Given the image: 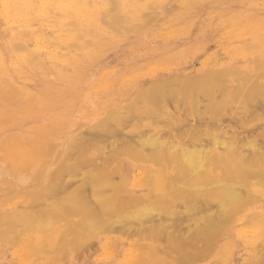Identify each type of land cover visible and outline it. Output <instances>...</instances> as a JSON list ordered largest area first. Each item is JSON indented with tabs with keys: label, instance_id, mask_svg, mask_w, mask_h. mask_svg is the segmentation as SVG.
Wrapping results in <instances>:
<instances>
[{
	"label": "bare ground",
	"instance_id": "bare-ground-1",
	"mask_svg": "<svg viewBox=\"0 0 264 264\" xmlns=\"http://www.w3.org/2000/svg\"><path fill=\"white\" fill-rule=\"evenodd\" d=\"M85 2H86V0H84V1H82V0H60V2H58V3L63 10H67L68 14L71 15L70 18L73 19V21H74V22L71 21L74 24L73 25L74 27L81 26V23L86 20V23H85L86 27L90 29V30L89 29L88 30L91 32L92 35L96 36V40L98 39L97 40L98 45L102 44L101 46L105 47L104 49H102L100 51L98 50V52H96V51L92 52L90 50L91 52H89L86 56L80 58L79 55H81V54H79V53L77 54V50H80L82 48V45H78L77 42H75L76 44H74V41H73L70 44L71 46L68 44L70 47H68V45L67 46L64 45L65 47L63 46V48H65V49L68 48V49L72 50V52L70 54H62L58 51L57 57L52 59L50 57V55L47 57L43 56L40 53L39 48L29 49L28 47H26V48H25V46L23 47V51L26 53V56H27L26 58H27V60H29L27 62L34 64V66H36V68H38L39 71H41V72L44 71L45 75L40 76V79H42L41 81H43L44 84H43V86L41 85L40 89H38V90H35L31 87H28L24 93L22 91L17 90V92H16L14 90V107H21V108H22V106L25 107V109L19 108L20 109L19 111L16 110V108H15L16 114H14V117H13L14 121L11 119L13 122H11V126H10L12 129L11 133H13V137H14L12 139H15L13 147L11 148L13 150V151L11 150L12 151L11 162L14 164H17V162H20L22 165L21 171H19V168L17 166H14V165H13L14 170L12 171L9 164L7 166L5 163L4 164L2 163L3 161L0 162V179L3 180L4 178H10L11 181H8V182L6 181V182H7V184L9 182L13 183V187H15V189L13 190V192H15L14 196H18L17 193L19 192V190L17 188H24V189L34 188L35 192H36L37 189L39 190L40 187H42L41 185H44L46 187L48 186V187H51L53 189V187L57 186V184H60L61 182H62V184L69 182L67 179H72V178L74 179L75 178V180H76V176L79 177V175H78V173H76L77 175H75V172H77V171H75V170L73 171V169L74 168L77 169L76 167H78L79 164L77 166L76 161H75V163H73L75 159H73V161H72V159L70 160V156H72L71 154L73 152L72 153L70 152V155L68 156L69 151L75 150V149L74 150L70 149L71 145L74 142L73 139L76 138L75 132L80 131L86 125H91L92 129L99 127V126H102L103 123L105 124L104 120H106V124H107V121L109 119H111L115 115H119L120 112L123 113V110L126 106H129L136 101L138 102V100H142L144 103V104L143 103L142 104L145 105L144 107L138 106V108H141L140 110L143 109L142 111H144V113L141 111L143 114H146L147 111H150V112L152 111L151 113L157 114V116H158V114H160L164 109H162V107H161L162 105L159 107L158 103H156V102L158 100H160L158 98H161L162 96H164V94L166 95V93L168 91L171 92V91H173L172 89L180 88V89H178V91H179L178 95L180 97H182L181 95H186V99H187V98H189L188 93H190L191 90L198 89L199 91H201V93L204 94L205 97L208 98L207 99V100H209L208 102H210L209 107H208L210 109V111H209L211 113L210 115L213 116L216 113L215 115L217 116L219 114L217 112H219V111L222 112L224 110H227L228 104H230V105L234 104V105H236L235 107H237V106L239 107V106H243L244 102L247 104L249 99L250 98L252 99V97H254V96H256V97L259 96V97L264 99V82L261 81V80H264V55L261 56L260 54L259 55L261 57H259L257 60L252 62L253 65H256V66H252L254 69L253 72L256 71V73H258V74H256V73L254 74V75H256L254 78L252 77L253 75L251 74L252 73L251 66H250L251 70L249 71L246 69H241V68L236 67V66H230V65L226 66L225 65L221 69H218V70L214 69L215 71L210 72V74L203 75V76L199 75L196 77L195 76L194 77L186 76V77L180 78V77L175 76L173 78L166 79V80H163L162 78L152 80L146 74L147 76L143 78L144 80H146V83L143 82V84H142L141 83L143 81L142 80V81H140V83H138L139 85H137V84H135L134 86L131 85L132 88L130 90H128V92L125 91L127 88L121 87L122 85H120V86L115 85V86H110V87L105 85V82H107L109 80V77L110 76H118L117 73H119V75H120L121 72L127 71L123 75H127V74L131 75L135 72L138 73V71L139 72L144 71L145 69H147V67L152 62H154V59L159 54H161L162 59H165V60L168 59V61H169L170 59H174V60H177L178 58L184 59L186 56L190 55L193 52V50H195V48L201 49V47H202L201 45L203 44V41L201 38H198V37L194 38V39L188 38L189 39V40L187 39L188 42H187V40H185V41H183L184 44H180V45L177 44V40L171 41V39L170 40H164V42H165L164 44L160 43L161 41L158 38L157 29L159 28V26H161V23L163 21L166 22L167 20H168L169 24L171 23L172 26L182 24V23L178 24V22L182 19L185 20V21H183V24L184 23L186 24L187 22H191L192 18H194V17L197 18L198 16H196V14L205 7H206V11L209 10L208 13H209V16L211 17V15L213 14L212 9H214V10L218 9V12H221L223 10L225 11L230 6V4H238V6H240L241 9L239 11L235 12V15L233 17L234 18L233 21H235L236 27L239 26V23H238L239 19L244 18V19L248 20L250 23H252V27H251L252 30L250 29V31H252V37L254 38V44L252 45V47L257 48V49L259 48V50H261V52L264 51V30L261 31V29L259 30V28H258L259 25H261V26L264 25V22H260V20H258L260 15H264V0H213L212 3H208V2H206V0H183V2L185 4V10L182 9L184 11L181 13L180 12L179 13L174 12L173 7L170 6V1L169 2H167V1L154 2L155 3L154 7L152 6V9H153L152 12L153 13L149 12L150 11L149 8H151V7H146L149 10H148V13L147 12L145 13V7L142 4V3L146 4V2L144 0H108L105 3L107 5V7L105 6L106 8L104 10H102V8L98 7L99 9L95 8V10H93V12L90 9L89 10L81 9L82 7H80V5H84ZM88 2H89L88 4H90V1H88ZM95 2H97V0ZM28 3L30 5L33 4V3L31 4V2L29 0H21V2L18 4H22V5H24V8H26L25 4H28ZM207 4H210V5L212 4L211 5L212 8L209 9L210 7ZM13 5L16 6V3ZM13 5L12 6L10 5V6L13 7ZM213 5H214V7H213ZM33 6H34V4H33ZM94 6H96V5H94ZM148 6H149V4H148ZM236 6H234V7H236ZM232 8H233V6H232ZM30 9H32V7H30ZM234 9H236V8H234ZM113 11H116V12L114 13ZM233 11H235V10H233ZM81 16L86 17V19L80 20ZM104 17L107 19H105ZM131 19H134V20L132 21ZM104 20H106V23L104 22ZM135 20H136V23H133ZM71 22H70V24H71ZM85 24L83 23V26ZM105 24H107V26ZM102 25H105L106 28L108 27V30L106 31V29H105V31H104L102 29ZM117 25H121V26L115 27ZM100 28L103 30V32L100 31ZM185 30H186V28H185ZM111 31H113L114 33H111ZM79 32H80V30H79ZM78 35H80V34H78ZM75 37L77 38L78 36L76 35ZM101 37H102V43H100L101 41H99V39ZM85 43H89V42L86 41ZM73 44H74V46H72ZM94 45H95V43H93V45H91V46L95 47ZM86 47H84V48H86ZM254 48H252V49H254ZM159 50H161L162 52L159 53ZM49 61H50V64H48ZM46 72L47 73L49 72L51 74V76H53L55 79L52 80L51 78L46 76V74H47ZM142 75H145V74H142ZM230 76L234 77L235 79L234 78L230 79L229 78ZM228 79H230V80H228ZM234 82L235 83L237 82V84L234 85ZM211 83L213 85H209ZM10 85H11V87H13L12 82H11V84H9V86ZM175 87H177V88H175ZM216 90L221 93V95L218 97H216L214 95ZM1 94L3 95L2 97L6 96L3 93H1ZM171 94H173V93H171ZM10 96H11V94H9V97ZM173 96H174V94H173ZM173 96H171V97H173ZM167 99H169V98H167ZM239 99H241L242 101L241 100L239 101ZM252 101H249V102H252ZM145 102H146V104H148V106H146ZM6 104L9 107L11 105L10 103H6ZM246 104H244V105H246ZM176 105H178V104H176ZM135 106H134V108H135ZM11 108H13V106H11ZM174 108H175V106H174ZM224 108H226V109H224ZM138 111H139V109H138ZM221 112H220V114H221ZM13 113H15V112H13ZM168 113H169V111H168ZM173 114H174V112H173ZM222 114H224V113L222 112ZM164 115H166V114H164ZM167 115H169V114H167ZM167 115H166V117H167ZM37 116L41 117L42 121L36 122V120H38V119H36ZM8 117H10V116H7L6 118H8ZM217 117H220V115H218ZM178 118H179V116H178ZM9 119L10 118H8V120ZM125 119H127V118L125 117ZM220 119L222 120V118H220ZM191 120H190V122H191ZM136 121H138V120H136ZM218 121H220V120H218ZM4 122H5V124H7L6 123L7 121L5 120V118H4ZM8 123H10V122H8ZM191 125L192 124H190V126ZM235 125H236V123H235ZM135 126L137 127V125H135ZM141 126H140V129H141ZM184 126H185V124H184ZM239 126L240 125L238 124V127ZM103 127H105V126H103ZM182 127H183V125H182ZM79 128H80V130H79ZM128 128H129V126H128ZM165 128H166V126H165ZM88 129L91 130V128L89 126H88ZM124 129H126V128H124ZM135 129H137V128H135ZM158 129H159V127H158ZM154 130H157V129L155 128ZM172 131H173V129H172ZM8 132L7 133L5 132V135L7 134L6 135L7 138L9 135L10 136L12 135V134H10V132L9 133ZM94 132H95V129H94ZM111 132H113V130H111ZM169 132H171V131H169ZM83 133H84V131H83ZM141 133H139V135L136 136L137 137L136 140H138V144H136V145H138V146L135 148L133 147L134 149L130 150V152L126 151L125 154H123V155L121 154L122 156L120 155V156L116 157L115 155L117 153H114L115 155L110 154L113 152L108 153L109 154V156H108L106 153H104L105 150L103 151V153H104V156H103V153L101 150L102 147L99 149L101 151H100L99 155L97 154V156H100V157H101V155L103 157L106 156L105 157L106 160L109 159L110 156H112V155H113V157H115L114 159L110 158L111 160L110 159L107 160L108 162L112 161L111 162L112 169H110L106 172H104L106 169L105 170L103 169L104 171L101 172L100 171L101 168H99V167H96L97 169H95V167H94V169H92L93 168L92 165H94L95 163L92 165L89 164V166H88L89 168H91L90 166H92V168H91L92 170L90 169L92 172L89 171L90 173H87V171H86L87 169H85L87 167V165H86V167L84 166L85 168L80 166L81 168H83L81 171L84 170L85 173H83L84 171L81 172L80 170L77 169L78 171H80V173H82L80 180L82 178L83 179L89 178L88 181H90V180L92 181V182L91 181L90 182H91V186L93 184L92 190H93V193L95 194V196L97 194H100L102 192L101 190L105 188V185H107L106 180L109 177V174H108L109 172H111V174L112 173L118 174L117 176L119 177V181L115 185V188L117 189V191L114 192L111 195V197H106V198H102V199L99 198L96 201L97 205L94 203L96 206H98L97 208L102 212V215L98 214L97 218L95 215H94V217H91L90 215L87 217V215L91 211L90 210L89 213H87V211H88L87 210L86 214H84V212L81 213L82 215L80 218L81 219L80 222H76V211H78V210L82 211L83 205H85L86 202L84 201L85 203L83 204L80 201H76L77 199H76V197H73L74 195L69 196L70 198H66V197L61 198L59 196L60 198L58 200H57V198L54 197L52 199L50 198L51 200L47 201L48 205H46L48 207L50 206L51 209L53 210V212L56 213L55 214V213L51 212L52 216L55 218V219H52V221L55 220V222H53V224L51 226H53L55 224H60L61 222H63V220L65 218L64 216H67V217L69 216L70 220L72 218V225H73L72 230L74 229L73 231L75 233H77L76 232V226L78 223H79V226H77V227H79V228L81 227L80 229L83 228V235L84 236H85L84 233H87V235H90L93 232L94 233L95 232L100 233L102 231V233H103V229L104 228L106 229L107 221L110 219H113V218L117 219L120 222H125V221H127L129 223L132 221L143 222L144 220H147L153 216H156V217L158 216L157 218H159V215L161 213H165V212H167V213L164 215L169 214L170 217L173 216V218H174L175 216H178V215H175L177 213H174L172 208L176 209L174 207V205L177 201H179V199H180V202H178V203H181V201L185 200V199H187L186 201H188V202H190L191 200H201V201L204 200L207 203H208V201H210L212 199H213L212 201H214V199L218 200V203H217L218 205H217V207L216 206L215 207L218 208L220 212H223V217L221 218L222 222L220 223L219 219H216V222L213 223L215 221V219L212 222L213 219L211 220V218L205 217L209 213L205 215L204 213L206 211L205 212L203 211L202 213L204 215H201L202 213L200 215H201V217L204 216L203 217L204 224L202 221V225H198V224L195 225L196 226L195 230L197 231V234L200 232V234L207 235L211 232L210 234H213L214 236L216 235L218 237V235L220 236L219 233L222 230H224L226 227H230L231 232H232V230H233L232 227L235 228L238 225L244 224L246 222L254 221L256 219H258L259 221H262L264 223V212L259 211V208L261 207L259 205V202H260V200H262L264 198V190H263L264 189V149H263V147L258 148L259 152L257 153L256 152L257 149H255L256 146L254 147V144L249 145V147L254 148L255 152H254V150H253V152L256 154L252 153L254 155L253 158H249L247 156L249 158L248 159V158H245L246 155H248V154H246L244 156L243 152L240 153V150L238 148L241 145H245L244 143L241 142L242 144L240 143L241 145L239 144L240 146H238L237 149H234V146H236L238 143L237 144H234L232 142L230 143L229 140L221 139L215 135L213 136V142H211L212 145H209L207 147L201 146L200 148H198L197 143H195V144H197V146H194L195 144H193V146L191 147V146L185 145L183 143H179V142L177 143L175 141H169L167 139V137L170 135H168L166 138H164L166 135L165 133H164L165 135L163 138L159 134L160 132L159 133L157 132L158 135L156 134V132H155V134L152 133L153 135H151V134L146 135V133L148 134V131L145 133V135H143L144 133L143 134H141ZM221 133H223V132H221ZM3 135H1L0 137L3 138ZM172 136H173V134H172ZM98 137H100V136H98ZM4 138H5V136H4ZM128 138L129 137H127V139ZM110 139H111V137H110ZM76 140L77 139H75V141ZM130 140H132V139H130ZM6 141H5V143H6ZM121 141H123V140L121 139ZM1 143H0V145H1ZM78 143H80V142H78ZM105 144H107V143H105ZM118 144H119V142H118ZM74 145H75V143H74ZM129 145H130V143H129ZM206 145H208V144H206ZM0 147H2V146H0ZM259 147H261V146L259 145ZM94 148H96V146ZM94 148H92V149H94ZM51 149H54V150L50 151ZM260 149H262L263 152H261ZM57 150L58 151L60 150L59 151V154H61L60 156H58L59 155L58 153H57L58 155L55 153ZM99 150L96 149L97 152ZM107 150L105 152H107ZM1 151L2 150H0V159L2 157L1 154L3 153ZM84 151L86 152L87 150H84ZM81 153H82V151H81ZM73 154H75V151ZM257 154H259V155H257ZM75 156L72 158L77 157V156L76 157ZM80 156H82V155H80ZM254 157H256V158H254ZM67 158H69V159H67ZM82 158L80 157L79 161L84 163L85 160L82 161L81 160ZM77 159H79V158H77ZM85 159L88 160L89 158H85ZM101 159H103V158L101 157ZM101 159L99 158V161H101ZM89 160H91V158ZM97 160L94 159L92 161L97 162ZM106 160H104V161H106ZM70 161L72 162V164ZM88 161H87V163H88ZM104 161H102V162H104ZM68 162H70V163H68ZM108 162H106L107 165L109 164ZM96 164H98V162ZM105 165L106 164L104 163V166ZM111 165H110V167H111ZM96 166H98V165H96ZM89 168H88V170H89ZM107 168H109V166ZM93 170H95V171H93ZM105 173H107L108 176ZM249 177L252 179V181H250L251 179L250 180L248 179ZM247 179L249 181L248 184L245 183ZM7 180H9V179H7ZM55 181L59 182V183L56 184ZM76 181H78V180H76ZM84 181H86V180H84ZM71 182H72V180H71ZM72 184H73V182H72ZM73 186H75V185H73ZM91 186H90V188H91ZM112 187H113V185H112ZM242 188L245 189L244 195L241 193ZM64 189H66V188H64ZM85 189L86 188H84V190ZM116 189H114V190H116ZM31 190H33V189H31ZM9 191H11V190H9ZM30 191H25V192L29 193ZM66 191H68V190H66ZM30 193H32V192H30ZM91 193H89V195ZM11 194H13V193H11ZM23 194H25V193H23ZM34 195L31 194V196H34ZM144 196H151V199H153L154 201L150 200V199H141L140 198V197H144ZM247 197H250V198L253 197L254 199L253 200L251 199L252 201H246ZM177 198H179V199L177 200ZM209 198H212V199L209 200ZM17 201L18 200H16V202ZM36 201L37 200L35 198H32V200H30V201L28 200V202L22 203V204H18L15 202L16 203L15 207H13L14 209H12V210L10 209L11 210L10 212H3L4 209L3 210L1 209L2 210L1 215L6 216V214H8L9 217H7V220L3 216L0 217V226L2 224V226H4V227L8 226V228L11 229L10 226L17 224L18 222H19L18 224H20V222H25L26 223L25 230L27 232L28 231L30 232L31 231V230H29V228H31L30 225H32V227L34 226L32 224L33 222L30 225H27V224H29L30 219H31V218L29 219V217L31 215L30 210L32 209V207L30 208V206L35 204L34 202H36ZM91 201H92V199H91ZM183 202L186 203L185 201H183ZM196 203L197 202H195V204ZM199 206L197 203L196 208L197 207L199 208ZM194 207H195V205L192 208H194ZM202 207L203 206H200L199 209H202ZM204 207L202 210H205ZM215 207H211V210H210V207L208 209L210 211H212L213 210L212 208H215ZM92 208H93V210H95L94 208H96V207L92 206ZM196 208H194V210H197ZM205 208L207 209V207H205ZM189 210H190V208L186 207V212H188ZM114 213H116V215H114ZM189 213H190V211H189ZM189 213H185V211H184L183 214L189 215ZM192 213L193 212H191L190 214H192ZM183 214H181V216H183ZM195 214H198V213H195ZM195 214H193L194 216L192 215L193 218L187 217V219H183L181 216L180 217L183 221L185 220L184 222H186V224H187V222H189V221H186V220H189L190 218L194 219L195 216L196 217L198 216ZM211 214H212V212H211ZM184 216H186V215H184ZM201 217H200V219H201ZM37 218L38 217H36V219ZM47 218H49V217H47ZM3 219L6 220L7 222L1 221ZM176 219H178L179 221L181 219L175 217V221L178 224V221ZM96 220L98 222H96ZM158 220H160V219H158ZM196 220H198V219L196 218ZM196 220H192V221H196ZM217 220L219 223L217 222ZM31 221H34V220H31ZM39 221H40V219H39ZM175 221H173V224ZM199 221H198V223L200 224L201 222H199ZM184 222L180 221V223H183V225L186 227L187 225H185ZM34 223H36V221ZM45 223H46V221H45ZM98 223L100 224V226L95 225V224L98 225ZM165 223L166 222H164V224ZM190 223H191V220H190ZM222 223H223V225L225 224L227 226H222ZM49 224L50 223H48V225ZM67 224H69V222L62 223V226L68 227ZM219 224H221V228L225 227L224 229L222 228L221 231L219 230V227H220ZM36 225L38 226V224H36ZM192 225H193V223H192ZM51 226L49 228V226H47V223H46V227H47L46 229L51 230L52 229ZM159 226L162 227L163 224H162V226L159 224ZM35 227H33L32 232H34L33 230L36 229ZM70 227H71V225H70ZM179 227H181V225ZM37 228H40V227L38 226ZM44 229H45V227L41 228L42 232L48 233L49 230L46 231V229L45 230ZM171 229H174V227ZM14 230H16V229H14ZM56 231H57L56 236L64 233V229L61 227H58L56 229ZM192 231H191V233L194 232V231L193 232ZM217 231H219L218 234L212 233V232H217ZM65 232H66V230H65ZM169 232L171 233V230ZM262 232H264V231L256 230L254 232V235L257 237ZM3 233H5V232H3ZM9 233L7 234V232H6L5 235H9ZM13 233H15V232H13ZM47 233H45L46 237H45V235H42L43 243H45L44 237L45 238H53L51 236V234L47 235ZM75 233L73 234V236L75 235ZM170 233L166 234V236H168V234H169L168 238H178V235H179V234H177L178 232H175L177 235V236L175 235L176 237L173 234H172L173 236H171ZM0 235H1V233H0ZM3 235L4 234H2L1 236H3ZM76 235L78 237H81V239H83L82 238L83 236H81L79 233H77ZM194 236H196V234ZM7 238L9 239V237H7ZM91 238H100V237L94 235V237H91ZM181 238H183V237H181ZM201 238H204V237H201ZM3 239H2V237H0V240H3ZM5 240H6V237H5ZM64 240L67 242L66 244L70 243V240L69 241H67L66 239H64ZM64 240L62 239V241H63L62 242L61 238H60L59 241H61V242H59V245H57V246L63 247L64 242H65ZM84 240H87V238L86 239L84 238ZM257 240L258 239L255 238L254 244L257 242ZM229 241H231V239H229ZM10 242H11V240H10ZM12 242H13V240H12ZM1 243H3V242L1 241ZM75 243H77V241H75ZM159 243H161V242H159ZM260 243H259V245L262 244L261 246H263L264 245V239L262 240V243L261 244ZM28 244H30V243H28ZM94 244H95L94 246H96V243H94ZM47 245L48 244H46L44 246H47ZM91 245H93V243ZM234 246H236V245H234ZM261 246H260V248H261ZM62 247H60V248L62 249ZM47 248L48 247H46V248L44 247L45 250H43V251L47 252ZM89 248L92 249V247H89ZM172 249H170L171 252L173 251ZM181 249H183V248H181ZM59 250H60L59 248H57V249L55 248L56 252H54V253L58 254ZM255 251L257 252V250H255ZM51 253H53V252H51ZM174 253H176V252H174ZM84 254H86V253H84ZM2 255L3 254L0 253V264L4 263ZM71 255H73V254H71ZM64 257H66V256H64ZM260 257H263V256H260ZM71 258H72V256H71ZM69 259H70V257H69ZM75 262H77V261L75 260ZM259 263L264 264V257H263L262 261ZM84 264H92V263L89 261H86Z\"/></svg>",
	"mask_w": 264,
	"mask_h": 264
},
{
	"label": "rangeland",
	"instance_id": "rangeland-1",
	"mask_svg": "<svg viewBox=\"0 0 264 264\" xmlns=\"http://www.w3.org/2000/svg\"><path fill=\"white\" fill-rule=\"evenodd\" d=\"M8 1L9 0H0V84L2 83L0 85V96H1L0 97V103H1L0 104V136L4 134L3 138L0 137V143L1 142L3 143V144L1 143V145H0L3 147V148L0 147L1 148L0 150H2L1 152L4 153V154L3 153L1 154L2 157L0 159V162L3 161L2 163L3 164L5 163L7 166L9 164L12 171L14 170L13 165L17 166L19 168V171H21L22 165L20 162H17V164L19 163L18 165L11 162V160H12L11 153L13 151L11 148L13 147L15 139H12L14 137H13V133H11L12 129L10 126H11V122L14 121L13 117H14V114H16V110L19 111L20 110L19 108H21V107H14V90L16 92H17V90L22 91L23 93L27 90L28 87H31L35 90H38V89H40V86L41 85L43 86V84H44V82L41 81L42 79H40V76L45 75L44 71H42V72L39 71L38 68H36V66H34V64L27 62L29 60H27V58H26L27 56H26V53L23 51V47L25 46V48L28 47L29 49L39 48L40 53L43 56L47 57L50 55V57L52 59L57 57L58 51L62 54H70L72 52V50L68 49V48L65 49V48H63V46L64 45L67 46L68 44L70 45L71 42H73V41H74V44H76L75 42H77L78 45H82V48L80 50H77V54L78 53L81 54V55H79L80 58L86 56L91 51L92 52L93 51L98 52V50L100 51V50L104 49L105 47L101 46L102 44L98 45V43H97L98 39L96 40V36L92 35L91 32L89 31L90 29L86 27V24H85L86 23V20H85L86 17H83V16L80 17L81 18L80 20H85L84 22L81 23V26H76V27L73 26L74 24L72 22H74V21H73V19L70 18L71 15L68 14L67 10H63L59 5L58 2H60V0H34V1L29 0L31 2V4L32 3L34 4V6H33V4L30 5L28 3V4H25L26 8H24V5L18 4L21 2V0H10L9 2ZM82 1H84V0H82ZM88 1H90V4H88L89 3ZM95 1L96 0H86L84 5H80V7H82L81 9H86V10L90 9L92 12H93V10H95V8L99 7V8H102V10H104L107 7V5L105 3L108 0H97V2H95ZM144 1L146 2V4H144V3H142V4L145 7V13L146 12L148 13L149 9H150L149 12L151 13L153 11L152 6L154 7V4H155L154 2H158V1H167V2L170 1V6L173 7V10L175 13H179V12L181 13L185 10V4H184L183 0H169V1L168 0H144ZM209 1L210 0H206V2H208V3H212L213 0H211L210 2ZM15 3H16V6L13 5ZM148 4H149V6H148ZM10 5L11 6L13 5V7H11ZM94 5H96V6H94ZM207 5H209V7H210V8L208 7L209 9L212 8V6H211L212 4L211 5L207 4ZM232 6H233V8H232ZM234 6H236V7H234ZM30 7H32V9H30ZM146 7H151V8L147 9ZM213 7H214V5H213ZM234 8H236V9H234ZM182 9H184V10H182ZM240 9L241 8H240V6H238V4H230V6L225 11L223 10L221 12H218V9H216V10L212 9L213 14L210 17L209 13H208L209 10L206 11V7H205L196 14V16H198V17L192 18L191 22H187L188 24L187 23L183 24V21H185L183 19L178 22V24L179 23H182V24H179L176 26L175 25L172 26L171 23L169 24L168 20L166 22L163 21L161 23V26H159V28L157 29L158 38L161 41L160 43L164 44L165 43L164 40H170L171 39V41L177 40V44L180 45V44H184L183 41L187 40L188 38L194 39V38L198 37V38H201L203 41V44L201 45L202 46L201 49L195 48V50H193V52L190 55L186 56L184 59L183 58H178L177 60L170 59L169 61H168V59L167 60L162 59L161 54H159L154 59V62H152L147 67V69H145L144 71H142V72L138 71V73L135 72L131 75L130 74L123 75L127 71L121 72L120 75H119V73H117L118 76H110L109 80L107 82H105V85L108 87L115 86V85H117V86L122 85L121 87L127 88L125 91L128 92V90H130L132 88V86H134L135 84L139 85L138 83H140V81L143 80L141 82L142 84H143V82L146 83V80H144L143 78L146 77L147 75L152 80L153 79H160V78H162L163 80H166V79L173 78L175 76L180 77V78L186 77V76H190V77L195 76L196 77L199 75L203 76V75L210 74V72L215 71L214 69H216V70L221 69L225 65L226 66H229V65L230 66H236V67H239L241 69H246L249 71L251 70L250 69V66H251V68H252L251 74L253 75L252 77L254 78L256 76V75H254L256 73V71L253 72L254 69L252 66H256V65H253L252 62L257 60L262 55H264V51L261 52V50H259V48L257 49V48L252 47V45L254 44V38L252 37V31H250V29L252 27V23H250L248 20L243 18V19L238 20L239 26L236 27L235 21H233V19H234L233 17L235 15V12L239 11ZM233 10H235V11H233ZM113 12L115 13L116 11H113ZM105 19H107V18H105ZM131 20L133 21L134 19H131ZM258 20H260V22H264V15H260ZM70 22H71V24H70ZM104 22L106 23V20H104ZM83 23L85 24L84 26H83ZM133 23H136V20ZM105 25L107 26V24H105ZM105 25H102V29L104 31L106 29V31H107L108 27L106 28ZM118 26L120 27L121 25H117L115 27H118ZM260 26L261 25L258 26L259 30L261 29V31H263L264 25H262L261 27ZM185 28H186V30H185ZM102 29L100 28V31L103 32ZM79 30H80V32H79ZM77 33L80 35H78ZM111 33H114V32L111 31ZM76 35L78 36L77 38L75 37ZM188 40H187V42H188ZM86 41H88L89 43H85ZM99 41H101L100 43H102V37L99 39ZM93 43H95V45H94L95 47L91 46V45H93ZM74 44L72 46H74ZM69 45H68V47L71 46V45L70 46ZM83 46L84 47L87 46V47L84 48ZM252 48H254V49H252ZM161 52L162 51L159 50V53H161ZM48 64H50V61ZM142 74H145V75H142ZM256 74H258V73H256ZM46 76H48L52 80L55 79L53 76H51V74L49 72L46 74ZM229 78L233 79L234 77L230 76ZM230 79H228V80H230ZM261 81L264 82V80H261ZM11 82L13 84V87H11V85L9 86V84H11ZM236 84H237V82L236 83L234 82V85H236ZM209 85H213V84L211 83ZM175 88H177V87H175ZM178 89H180V88L172 89L173 91H171V92L168 91L166 93V95L164 94V96H162L161 98H158L160 100H158L156 103H158L159 107L162 105L161 107H162V109H164L163 110L164 112L161 110L162 111L160 113L161 115L158 114V116H157V114L151 113L152 111L151 112L147 111L148 113L146 112V114H143L144 113V111H142L143 109L140 110L141 108H138V106L144 107L145 105H143L144 103L142 100H138V102L136 101V102L132 103L131 105L126 106L123 110V113L120 112L119 115H115L111 119H109L107 121V124H106V120H104L105 121V124L103 123L104 125L102 124V126L94 128L96 133L94 132V129H92L91 125L84 126L83 128L85 130L83 128L80 130V128H79L80 131L75 132V135H76L75 139H77V140L75 141V139H73L74 142L70 148L71 150L75 149L74 150L75 154H73L74 151H69V154H68V156H69L70 152L71 153L73 152L71 154L72 156H70V160L72 159V161H73V159H75L73 163H75V161H76V163H77L76 165L78 166V164H79V166L76 168L80 171L83 169L80 166L86 167V165H87L86 168L84 167L85 169H87L86 170L87 173H90L89 171L94 169V167H95V169H97L96 167L101 168V170H100L101 172L106 169L104 171V172H106V171L112 169V165H111L112 161L108 162L107 160H109L110 158L114 159L115 158V157H113V155H115L114 153H117L115 156L118 157L121 154L122 155L125 154L126 151L130 152V150L137 147L138 145H136V144H138V140H136V138H137L136 136H138L139 133H141V132H142L141 134L144 133L143 135H145V133L147 131H148V134L146 133V135H149V134L153 135L152 133L155 134V132H156V134H157V132L158 133L160 132L159 134L161 135L162 138L164 137L165 134L166 135L164 138H166L168 135H170L171 137L170 136L167 137V139L169 141H175L177 143L178 142L183 143V144L189 145L191 147L193 146V144L197 143L198 146H197V144H195L194 146H197L198 148H200L201 146L207 147L209 145H212L211 142H213V136L215 135L221 139L229 140L230 143L231 142L234 144L238 143L236 146H234V149H237L238 146H240L242 143H244L245 145H241L238 148L240 150V153L243 152L244 156L246 154H248V155H246L245 158H248V157L253 158V156H254L253 154H256V153H254L255 152L254 148L249 147V145H251V144L252 145L254 144V147L256 146L255 149H257V151H256L257 153L259 152L258 148L263 147V149H264V99L263 98H261L259 96H257V97L254 96V97H252V99L251 98L249 99V101L253 100L254 102L248 101L247 102L248 105L244 102V104H246V105L243 104L244 107L243 106L235 107L236 105H234V104L233 105L228 104L227 110L222 111L224 114H222V112L219 111L217 113H219L218 115H220V117H217L218 115L216 116L215 115L216 113L213 115L214 116L213 117L210 115L211 114L209 112L210 109L208 108L210 102H208L209 101V100H207L208 98L205 97L204 94L201 93V91H199L198 89L191 90L192 91V92L190 91L191 94L188 93L189 98L186 99V95L180 94L182 97H180L178 95L179 94ZM1 93L5 94L6 96L2 97L3 95ZM171 93H173L174 96ZM9 94H11L10 97H9ZM170 95L173 96L174 98L171 97ZM214 95L216 97H218L221 95V93L216 90ZM167 98H169V99H167ZM240 100L241 99H239V101ZM6 103H10L11 104L10 107ZM145 104H146V102H145ZM176 104H178V105H176ZM11 106H13V108H11ZM134 106H135V108L136 107L137 108L135 109ZM146 106H148V104H146ZM174 106H175V108H174ZM15 108H16V110H15ZM22 108L25 109L24 106H22ZM138 109H139V111H138ZM224 109H226V108H224ZM167 110L169 111V113ZM13 112H15V113H13ZM173 112H174V114H173ZM220 112H221V114H220ZM164 114H166V115L169 114V115H167V117H166V115H164ZM7 116H10V117H8V118H10L9 120H8V118H6ZM178 116H179V118H178ZM125 117L127 119H125ZM4 118L7 121L6 122L7 124H5ZM40 118L41 117L37 116L36 119H38V120H36V122L42 121V118L41 119ZM220 118H222V120ZM217 119L220 121H218ZM136 120H138V121H136ZM190 120H191V122H190ZM8 122H10V123H8ZM183 123L185 124V126ZM235 123H236V125H235ZM190 124H192V125L190 126ZM238 124L240 125L239 127H238ZM135 125H137V127ZM182 125H183V127H182ZM88 126L91 128V130L93 132L90 129H88ZM103 126H105V127H103ZM128 126H129V128H128ZM140 126H141V129H140ZM165 126H166V128H165ZM158 127H159V129H158ZM124 128H126V129H124ZM135 128H137V129H135ZM155 128L157 130H154ZM172 129H173V131H172ZM111 130H113V132H111ZM8 131L12 135L10 136L8 134L9 136L7 138V136H6L7 134L5 135V132L7 133ZM83 131H84V133H83ZM149 131L150 132L152 131V132L150 133ZM169 131H171V132H169ZM221 132H223V133H221ZM172 134H173V136H172ZM4 136H5V138H4ZM98 136H100V137H98ZM110 137H111V139H110ZM127 137H129L132 140H130L129 138L127 139ZM121 139L123 141H121ZM5 141H6V143H5ZM78 142H80V143H78ZM118 142H119V144H118ZM74 143H75V145H74ZM105 143H107L108 145ZM129 143H130V145H129ZM206 144H208V145H206ZM259 145L261 147H259ZM95 146H96V148H94ZM92 148H94V149H92ZM100 148L102 150V153L104 150L106 151L108 149L107 152L104 151V153H106L109 156L108 153L113 152V153H110L113 155L110 156V158L106 160V158H105L106 156L103 157L104 156V153H103V156L101 155V157L103 159H101L100 156H97V154L99 155V153L101 151V150H99ZM96 149L99 151L97 152ZM53 150L54 149H51L50 151H53ZM84 150H87V151L85 152ZM253 150H254V152H253ZM260 150H261V152H263L262 149H260ZM59 151L57 150L55 153L59 154ZM81 151H82V153H81ZM60 155L61 154H59L58 156H60ZM80 155H82V156H80ZM257 155H259V154H257ZM74 156L76 158H72ZM80 157L84 158V159L82 158L81 160L82 161L85 160L84 161V163L86 162L85 164L83 162L79 161ZM77 158H79V159H77ZM85 158H89V159L91 158V160L88 159L89 160L88 161ZM99 158L101 159V161H99ZM254 158H256V157H254ZM67 159H69V158H67ZM94 159H96V160L98 159L97 160L98 164H96L97 163L96 161L95 162L92 161ZM104 160H106V161H104ZM87 161H88V163H87ZM102 161H104V162H102ZM70 162H68V163H70ZM106 162H108L111 165V167L109 164L107 165ZM104 163L106 164L105 166H104ZM71 164H72V162H71ZM89 164L90 165L94 164V165H92L93 168H92V166H90L92 169L88 167ZM96 165H98V166H96ZM108 166H109V168H107ZM88 168H89V170H88ZM77 169L74 168L73 171L74 170L77 171V172H75V175H77L76 173H78L79 177L76 176V180H78V181H76L75 178L74 179L73 178L67 179L69 182H67L65 184H62V182L60 184H57L59 182L55 181L57 186L53 187V189L51 187H48V186L46 187L44 185H41L42 187H40L39 190L37 189L36 192H35L34 188H31L33 190L27 189V188L26 189L17 188L19 190V192L17 191L18 196H14L15 192H13V190L15 189V187H13V183L9 182L7 184L8 181H11L10 178H4L3 179L4 181L2 179H0V189H1L0 190V207H1L0 208V217L3 216V215H1L2 214L1 211L3 209H4L3 212H10L12 209H14L13 207H15L16 203H18V204L26 203V202H28V200L29 201L32 200V198H35L37 200L36 202H34L35 204L30 206V208L32 207V209L30 210V214L32 216L30 215L29 219L30 218L31 219H30L29 224H27V225H30L33 222L32 223L34 225L33 227L36 226L35 227L36 229L33 230L34 232H32V229H33L32 225H30L31 228H29V230H31V231L30 232L28 231L29 233L25 230V228H26L25 222H20L21 225L18 224L19 222L17 224H14L15 226L14 225L10 226L11 229H9L8 226L4 227L1 224L0 233H1V235L4 234L3 236L0 235V237H2V239L4 238L3 239L4 241L0 240V253L3 254L2 255L3 256V262H4L3 264H48V263L49 264H81V263L84 264L86 261H89L92 264H226V263L227 264H258L259 262L262 261V259L264 257V245L261 246L262 240L264 239V232H262L257 237L254 235V232L256 230L264 231V223L262 221H259L258 219L254 220V221L246 222V223L241 224V225H238L237 227H235L236 229L232 227V229H233L232 232H231L230 227H226V228L224 227L225 229L222 227L224 229V230H222L223 231L222 232L221 231V229H222L221 224H219L220 225L219 230L222 233L220 232L219 233L220 236L218 235V237L216 235H215L216 236L215 237L213 234H210L211 232L207 235L200 234V232L197 234V231L195 230V228H196L195 225L196 224L202 225V221L204 224V220H203L204 216L201 217V215H204V214L206 215L209 213L205 217L206 218L209 217V218H211V220L213 219L212 222L215 219V221L213 223L216 222V219H219L220 223L222 222L221 218L223 217V212H220L219 209L216 208L218 205L217 204L218 200L214 199V201H212L213 200L212 198H209V200L210 199H212V200L208 201V203L204 200L203 201L191 200L190 202H188V201H186L187 199H185V200L181 199L182 200L181 203H178V202H180V199L177 198V200L179 199V201L176 200L177 202L175 201L176 203L174 205V207L176 209L172 208L173 206L171 207L173 209V212L177 213L175 215L179 216L178 217V216L174 215L175 217H177L179 219H181V217L183 219H187V217H192L193 214L198 213V214H195L198 216L197 217L195 216L194 219H192L193 217L190 219L188 218L189 220H186V221H189V222H187V224H186V222H184L185 220L184 221L182 219L180 220L181 222H184V224L187 225L188 227L187 226L185 227L183 225V223H180V221L178 219H176L178 221V224H177V222L175 221V217L173 218V216H172L173 214L171 215L172 217H170V215L167 214L170 218L167 215H164L167 212L161 213L159 215V218H157L158 216L157 217L153 216L147 220H144L143 221L144 223L139 222V221H132L130 223L127 221L120 222L117 219L113 218V219H110L107 221L106 229L105 228H104L105 230L103 229V233H102V231L100 233L99 232H97V233L93 232L90 235H87V233H84L85 236L83 235V228L80 229L81 227L80 228L77 227V226H79V223H78L76 226V232L79 233L81 236H83L82 237L83 239H81V237H78L76 235L77 233H75L73 231L74 229L72 230V227H73L72 218L70 220L69 216L68 217L64 216L66 219L64 218L63 222H61L60 224H55V225L51 226L53 224V222H55V220L52 221V219H55L52 216V213H55V212H53V210L51 209L50 206L48 207L46 205H48L47 201L51 200L52 198L55 197L58 200L60 197L61 198L62 197L70 198L69 196L74 195L73 197H76V199H77L76 201H80L83 204L86 202L85 205H83L82 211L81 210L76 211V222H80V220H81L80 218L82 215L81 213L84 212V214H86L87 210H88L87 213H89V211L91 210L90 213L87 215V217L89 215L91 217H94V215H95L97 218L98 214L102 215V212L97 208L98 206H96L97 205L96 201L99 198L102 199V198H106V197H111V195L117 191V189L115 188V185L119 181V177L117 176L118 174H116V173L111 174V172H109L108 173L109 177L107 178V180L105 179L107 185H105V188L101 190L102 192L100 194H97L95 196V194L93 193V190H92L93 184L91 186L92 181L91 180H90L91 182L88 181L89 178H87V179L82 178L80 180L82 173H80V171H78ZM83 171H81V172H83ZM93 171H95V170H93ZM83 173H85V171ZM105 174H107V173H105ZM108 174H107V176H108ZM7 179H9V180H7ZM248 179L250 180L251 178L249 177ZM248 179L245 182L247 184L249 182ZM71 180H72L73 184H72ZM84 180H86V181H84ZM250 181H252V179ZM73 185H75V186H73ZM112 185H113V187H112ZM90 186H91V188H90ZM64 188H66V189H64ZM84 188H86V189L84 190ZM114 189H116V190H114ZM9 190H11V191H9ZM66 190H68V191H66ZM244 190H245L244 188L241 189V193L243 195H244ZM25 191H30L32 193H30V192L28 193ZM11 193H13V194H11ZM23 193H25V194H23ZM89 193H91V194L89 195ZM31 194L34 196H31ZM140 198L153 200V199H151V196H144V197H140ZM249 198L250 197H247L246 201H252L254 199L253 197L250 199ZM91 199H92V201H91ZM16 200H18V201L16 202ZM183 201H185L186 203H184ZM195 202L198 203V206L199 205L203 206V207L205 206V207H207V209L210 207V210H211V207H215V206L216 207L212 208L213 209L212 211H210L209 209H208L209 210L208 211L205 207H204L205 210H202L203 207H202V209H199L200 206H199V208L198 207L196 208L197 203L195 204ZM194 205H195L194 208H196L197 210H194V208H192ZM259 205L261 206L259 208V211L264 212V198L262 200H260ZM92 206L96 207V208H94L95 210H93ZM186 207H189L190 213L191 212H193V213L190 214L189 211L186 212ZM184 211H185V213H189V215L183 214ZM203 211L204 212L206 211L207 213L205 212L203 214L202 213ZM211 212H212V214H211ZM181 214H183V216H181ZM114 215H116V213H114ZM184 215H186V216H184ZM3 217L6 218V220H7V217H9V216H8V214H6V216L4 215ZM36 217H38L37 218L38 220L36 219ZM47 217H49V218H47ZM200 217H201V219H200ZM196 218L198 220H196ZM39 219H40V221H39ZM158 219H160L161 221ZM6 220L3 219L1 221L7 222ZM31 220H34V221H31ZM190 220H191V223H190ZM192 220H196V221H192ZM35 221H36V223H34ZM45 221L47 223V226H49V228H50V226L52 227L51 230L46 229L47 227H46ZM64 221L69 222L71 227L69 224H67L68 227L62 226V223H65ZM173 221H175L174 224H173ZM198 221L201 223L199 224ZM96 222H98V221L96 220ZM164 222H166V223L164 224ZM217 222H218V220H217ZM48 223H50V224L48 225ZM192 223H193V225H192ZM36 224H38V226L40 228H37L38 226ZM159 224L161 226L163 224L164 227L163 226L160 227ZM95 225L100 226L99 223H98V225L97 224H95ZM180 225H181V227H179ZM222 226H227V225H225V224L223 225V223H222ZM44 227H45L46 231L49 230L48 233L42 232L41 228H44ZM58 227L63 228L64 233L56 236V233H57L56 229ZM173 227H174V229H171ZM14 229H16V230H14ZM167 229L169 231L171 230V233ZM65 230H66V232H65ZM190 230L191 231L193 230L194 232L192 231L193 233H191ZM174 231L178 232L177 234L180 235V236L178 235V238H168L169 234H168V236H166L167 233H170L171 236H173V235L175 236L176 233ZM3 232H5V233H3ZM6 232H7V234L10 232L9 233L10 236L5 235ZM13 232H15V233H13ZM218 232L219 231L212 232V233L218 234ZM45 233H47V235L51 234V236L53 238H45L46 237ZM74 233H75V235L73 236ZM195 234H196V236H194ZM42 235H45V237L43 236L45 239L44 240L45 243H43ZM94 235L99 236L100 238H91V237H94ZM5 237H6V240L8 239L7 237H9V239L7 240L8 242L5 240ZM181 237H183V238H181ZM201 237H204V238H201ZM60 238H61V241H62V239L63 240L66 239L67 241L70 240V243L66 244L67 242L64 240L65 241L64 246L63 247L60 246V247H62V249H61L60 247L57 246V245H59V242H61V241H59ZM84 238L85 239L87 238L88 241L84 240ZM255 238H257L258 240L254 244ZM229 239H231V241H229ZM10 240H11V242H10ZM12 240H13V242H12ZM1 241L3 243H1ZM75 241H77V243H75ZM159 242H161V243H159ZM28 243H30V244H28ZM92 243H93V245H91ZM94 243H96V246H94L95 245ZM259 243L261 245H259ZM46 244H48V245L44 246ZM233 244L236 246H234ZM260 246H261V248H260ZM44 247L45 248L48 247L47 252L43 251V250H45ZM89 247H92V249ZM55 248L56 249L59 248L61 251L59 250V253L55 254L54 253V252H56ZM181 248H183V249H181ZM170 249H172L176 253H174L173 251L171 252ZM255 250H257V252ZM51 252H53V253H51ZM83 252L86 254H84ZM70 253L73 254L75 257L73 255H71ZM64 256H66V257H64ZM71 256L73 259L71 258ZM260 256H263V257H260ZM69 257H70V259H69ZM75 260L77 262H75Z\"/></svg>",
	"mask_w": 264,
	"mask_h": 264
}]
</instances>
